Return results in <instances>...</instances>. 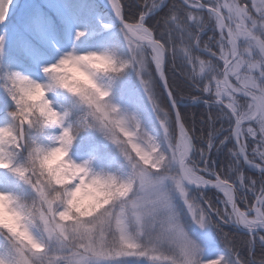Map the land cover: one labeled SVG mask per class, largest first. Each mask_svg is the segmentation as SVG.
Segmentation results:
<instances>
[{
    "label": "clouds",
    "instance_id": "1",
    "mask_svg": "<svg viewBox=\"0 0 264 264\" xmlns=\"http://www.w3.org/2000/svg\"><path fill=\"white\" fill-rule=\"evenodd\" d=\"M102 4L0 31V264H264V0Z\"/></svg>",
    "mask_w": 264,
    "mask_h": 264
},
{
    "label": "rangeland",
    "instance_id": "2",
    "mask_svg": "<svg viewBox=\"0 0 264 264\" xmlns=\"http://www.w3.org/2000/svg\"><path fill=\"white\" fill-rule=\"evenodd\" d=\"M50 1L60 2L61 12L57 13L49 7ZM36 5L41 9L38 16L35 12ZM99 13L101 11L81 0H12L5 24L0 25V31H7L9 36L8 58L25 65L28 63L30 55L26 48L28 45L37 44L35 39L37 23L46 29L51 27L62 33L65 25L73 20V14H76V20L94 23ZM208 247L209 253L212 254V245L209 244Z\"/></svg>",
    "mask_w": 264,
    "mask_h": 264
},
{
    "label": "snow or ice",
    "instance_id": "3",
    "mask_svg": "<svg viewBox=\"0 0 264 264\" xmlns=\"http://www.w3.org/2000/svg\"><path fill=\"white\" fill-rule=\"evenodd\" d=\"M84 7L85 6H82V8H84ZM72 19L73 20L77 19L76 14H73ZM26 51L33 58L37 57L40 54L39 51L36 48L33 47V45H28L27 48H26Z\"/></svg>",
    "mask_w": 264,
    "mask_h": 264
},
{
    "label": "trees",
    "instance_id": "4",
    "mask_svg": "<svg viewBox=\"0 0 264 264\" xmlns=\"http://www.w3.org/2000/svg\"><path fill=\"white\" fill-rule=\"evenodd\" d=\"M81 1H84L87 4H90L91 6L95 7V9H98L99 11H101V13L104 11L103 5L97 0H81ZM182 110H185V109H182Z\"/></svg>",
    "mask_w": 264,
    "mask_h": 264
},
{
    "label": "bare ground",
    "instance_id": "5",
    "mask_svg": "<svg viewBox=\"0 0 264 264\" xmlns=\"http://www.w3.org/2000/svg\"><path fill=\"white\" fill-rule=\"evenodd\" d=\"M48 5H49V7L52 8L55 12H57V13L61 12V10H60V7H61L60 2H52V1H50V2H48Z\"/></svg>",
    "mask_w": 264,
    "mask_h": 264
},
{
    "label": "water",
    "instance_id": "6",
    "mask_svg": "<svg viewBox=\"0 0 264 264\" xmlns=\"http://www.w3.org/2000/svg\"><path fill=\"white\" fill-rule=\"evenodd\" d=\"M102 3V2H101ZM103 5V4H102Z\"/></svg>",
    "mask_w": 264,
    "mask_h": 264
}]
</instances>
